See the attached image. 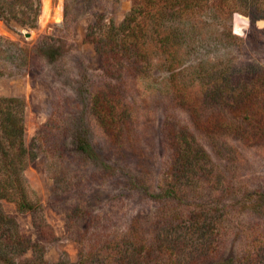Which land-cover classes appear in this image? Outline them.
Returning a JSON list of instances; mask_svg holds the SVG:
<instances>
[{"label":"rangeland","instance_id":"1","mask_svg":"<svg viewBox=\"0 0 264 264\" xmlns=\"http://www.w3.org/2000/svg\"><path fill=\"white\" fill-rule=\"evenodd\" d=\"M45 1L50 7L46 26L41 23ZM217 1L211 0L194 24L186 26L185 36H172L180 54L175 75L156 69L129 92L128 99L136 102V122L118 143L101 134L90 110L91 86H102L106 79L103 59L91 38L102 34L96 23L99 17L103 24L113 21L120 26L135 1L41 0L37 29L15 32L0 21L1 47H6L0 58V97L25 100L27 145L47 123L59 142L40 150L26 170L57 236L46 248L49 264L64 253L72 262L79 260V245L68 221L74 207L83 208L82 229L124 234L136 225L153 253L161 252L159 243L171 242L169 264H264V214L244 207L235 197V192L245 189H264V90L256 92L253 100L256 119L261 120L243 125L240 135L232 138L223 133L229 134L232 123H237L234 116L228 109L215 107L206 95L212 82L225 73L264 71V20L252 24L239 13L225 14L216 10L215 4L223 5ZM27 33L31 36L26 37ZM45 36L52 37L55 58L35 57L22 63L19 54L31 55ZM171 83L178 105L164 96L171 92ZM153 86L159 92L152 91ZM196 107L207 111L204 122L216 117L225 120L227 125L217 139L194 131L197 123L191 110ZM170 122L195 132L219 166V179L203 184L197 193L187 187L182 200L161 201L153 195L164 191L169 181L172 149L166 125ZM81 131L95 151L94 158H85L79 151L74 138ZM250 134L260 139L251 141ZM3 207L24 236L40 240L30 214L20 213L13 202L3 201ZM194 218L199 222L195 237L187 234ZM101 260L118 264L116 254L108 249Z\"/></svg>","mask_w":264,"mask_h":264},{"label":"trees","instance_id":"2","mask_svg":"<svg viewBox=\"0 0 264 264\" xmlns=\"http://www.w3.org/2000/svg\"><path fill=\"white\" fill-rule=\"evenodd\" d=\"M134 1L130 14L120 26H116L113 21L109 26L103 24V19L99 17L96 23L102 34L91 38L96 44L97 53L103 59L106 79L102 86H91L88 93L91 99L90 110L101 134L114 143L120 142L126 133L129 134L133 122H136V102L128 99L129 92L135 91L141 82L150 79L156 69H164L170 75H175L180 54L172 36H185L188 32L186 26L194 24L192 21L208 7L211 0ZM217 2L223 5L215 4L216 10L225 14L239 13L252 24L264 20V0ZM40 14L41 0H0V21L15 32L37 29ZM1 45L0 39V58L6 48ZM56 53L52 37L45 36L32 49L31 55L20 53L19 60L29 63L35 57L53 59ZM154 89L155 93L159 92L155 87L152 91ZM261 89L264 90V71L260 69L251 68L223 74L220 80L212 82L206 95L215 107L228 109L237 123H232L233 128L229 134L223 133L224 125H227L223 118H209L204 122L207 111L196 107L191 110L197 123L194 131H198L200 135H213L211 137L214 140L221 133L225 137L232 138L233 134L239 136L243 125L260 119H256L258 111L254 108L253 100L255 93ZM170 91L163 95L178 105L174 84ZM25 113L26 102L23 98L0 97V264H49L45 260L46 248L57 240L53 228L46 220L41 199L26 177V170L39 157L40 150L55 147L59 142L51 124L47 123L37 132L31 144L27 145ZM166 129L172 149V163L167 173V187L153 195L155 199L182 200L187 187L197 193L196 189L203 184H210L214 178L219 179V166L206 148L199 144L195 132H190L186 127H178L173 122L168 123ZM85 134L83 131L77 133L75 142L85 158H94L95 151ZM243 137L241 133L240 138ZM248 137L251 141L260 139L258 135L250 134ZM235 193V197H239L238 203L255 213L264 214L263 188ZM3 201L13 202L20 213L30 214L33 226L40 233L38 242L31 241L21 233L17 220L4 210ZM81 218L82 207L70 210L68 221L72 238L79 245V260L72 262L64 253L54 264H103L101 258L105 249L116 254L118 264H169L173 261L167 256L168 253L173 256L171 242L159 243L157 248L161 252L153 253V246L147 244L145 233L136 225L124 234H113L100 229H82L79 222ZM198 223L194 218L190 224L191 229L188 227L191 232L186 233L195 237ZM175 231L181 233L179 230Z\"/></svg>","mask_w":264,"mask_h":264},{"label":"bare ground","instance_id":"3","mask_svg":"<svg viewBox=\"0 0 264 264\" xmlns=\"http://www.w3.org/2000/svg\"><path fill=\"white\" fill-rule=\"evenodd\" d=\"M49 19H50V7H49V3L46 2L45 5H44V10H43L42 17H41V23L44 26H46L47 23L49 22Z\"/></svg>","mask_w":264,"mask_h":264},{"label":"water","instance_id":"4","mask_svg":"<svg viewBox=\"0 0 264 264\" xmlns=\"http://www.w3.org/2000/svg\"><path fill=\"white\" fill-rule=\"evenodd\" d=\"M30 36H31V33H27V34H26V37H30Z\"/></svg>","mask_w":264,"mask_h":264}]
</instances>
